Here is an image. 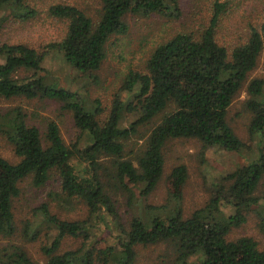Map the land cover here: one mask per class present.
I'll list each match as a JSON object with an SVG mask.
<instances>
[{
	"label": "trees",
	"instance_id": "trees-1",
	"mask_svg": "<svg viewBox=\"0 0 264 264\" xmlns=\"http://www.w3.org/2000/svg\"><path fill=\"white\" fill-rule=\"evenodd\" d=\"M181 1L101 0L97 22L75 6L58 4L49 12L67 23L63 40L48 44L43 51L0 41V102L38 98L60 102L73 113L76 127L90 139L84 148L79 142L67 145L55 123H50L42 135L38 127L28 124L22 108L5 112L0 107V132L20 159L13 164L0 157V239L16 233L14 202L21 196V183L30 179L39 189L56 175L68 198L83 200L91 217L105 211L120 235L116 245L86 247L92 236L90 221L62 220L43 205L39 208L43 222L57 231L51 247L45 249L46 264H137L138 248L149 246L166 247L164 258L161 256L157 264H264V250L253 238L228 240L233 229L246 223V214L260 205L256 192L264 178V146L258 160L222 175L213 185L206 206L189 217L184 216L183 209L188 179L185 165L175 167L167 177L173 203L169 211L165 206L151 207L157 213L146 219L134 217L126 229L112 199V191L120 189L139 191L143 196L153 193L164 175V148L170 140H198L204 156L209 149L236 153L248 149L227 121L229 108L244 89L248 96L245 106L252 115L250 137L264 138V77L249 81L264 57V0H256L262 9L260 19L255 21L251 15L241 39L228 43L218 32L229 12L228 2L216 1L208 26L192 34H178L159 45L147 62L146 73L131 72L127 76L104 121L99 119L103 112L100 102L89 109L77 93L40 76L52 52L78 72L92 76L106 59L111 37L128 32V14L173 17L180 11ZM7 10L21 21L37 15L28 0H0V34ZM236 12L240 13L239 7ZM126 94L133 99H124ZM124 113H137L139 117L123 128ZM159 117L141 154L135 161L128 159V142L141 127ZM224 207H231L233 214H227ZM261 220L264 232L263 214ZM68 236L81 238L84 245L59 253L62 240ZM3 253V264H36L21 248Z\"/></svg>",
	"mask_w": 264,
	"mask_h": 264
},
{
	"label": "rangeland",
	"instance_id": "rangeland-1",
	"mask_svg": "<svg viewBox=\"0 0 264 264\" xmlns=\"http://www.w3.org/2000/svg\"><path fill=\"white\" fill-rule=\"evenodd\" d=\"M216 1L228 2L229 12L223 17L218 28L223 42H238L241 39L239 36L243 35L247 28L248 18L252 15V19L257 21L262 16V9L258 7L256 0H183L180 2V11L173 17L160 14H128L125 17L129 26L128 32L125 35L111 37L106 45V59L100 70L92 76L78 72L53 52L47 56L40 76L77 93L89 109L100 102L103 112L99 119L104 121L110 115L115 96L127 76L131 72L146 73L147 62L159 45L178 34H192L202 26H208ZM28 3L30 8L37 11V15L30 20L16 19L10 10L3 13L7 21L0 34L1 42L22 43L43 51L48 44L63 40L67 34V23L50 15L52 6L58 4L75 6L83 10L94 22L99 20L102 9L101 0H28ZM238 7L240 13L236 12ZM257 77H264V57L260 59L249 81ZM247 98L244 89L229 108L227 121L238 137L249 146L248 149L240 153L209 149L204 156L202 144L198 140H170L164 148V175L153 193L143 196L139 191L133 193L122 189L112 191V199L116 204L121 224L126 229L134 217L146 219L157 213L155 209H150L151 207L165 206L168 211L172 209L173 203L170 201L166 180L175 167L185 165L188 170L183 209L184 216L189 217L194 211L206 206L213 195V185L222 175L259 159L264 138L257 136L252 140L250 137L249 125L252 115L245 106ZM124 99L130 101L133 98L126 94ZM63 106L60 102L39 98L0 102V107L5 112L16 107L22 108L27 114L28 124L38 127L42 135H45L48 125L53 122L60 128L67 145L79 142L80 148L86 147L90 140L88 134L76 127L73 113ZM138 117L137 113H124L121 127H128ZM160 119L161 117L150 125L141 127L139 134L128 142L125 149V156L128 159L135 161L138 158L142 145ZM0 157L13 164L20 160L1 132ZM20 187L21 196L14 202L17 230L13 237L0 239V264H3L1 262L2 257L4 258L3 252L12 251L13 247L23 249L36 264H46L45 249L51 247L57 231L43 222L39 214V208L43 205H47L51 213L62 220L90 221L92 236L86 247L94 244L98 248H106L119 242L120 231H117L112 218L105 211L98 217H91L89 208L83 200L70 199L62 192L56 175L42 188L33 187L30 179L22 182ZM256 196L261 198L260 205L246 214V223L238 229H233L228 240L251 237L258 243L259 248L264 250V232L261 228V215H264V178L259 184ZM223 210L227 214H233L231 207H224ZM83 245L84 241L81 238L68 236L62 240L58 252L78 250ZM165 249L163 246L139 247L137 264H157L161 261V256L164 258ZM169 259L173 260L172 255Z\"/></svg>",
	"mask_w": 264,
	"mask_h": 264
}]
</instances>
